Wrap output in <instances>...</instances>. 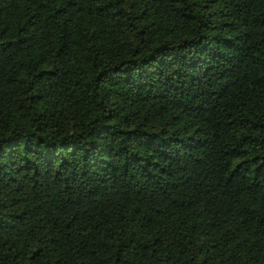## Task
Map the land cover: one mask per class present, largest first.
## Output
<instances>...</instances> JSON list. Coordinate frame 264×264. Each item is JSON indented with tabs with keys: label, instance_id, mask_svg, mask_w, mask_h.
<instances>
[{
	"label": "trees",
	"instance_id": "1",
	"mask_svg": "<svg viewBox=\"0 0 264 264\" xmlns=\"http://www.w3.org/2000/svg\"><path fill=\"white\" fill-rule=\"evenodd\" d=\"M0 264H264V0H0Z\"/></svg>",
	"mask_w": 264,
	"mask_h": 264
}]
</instances>
